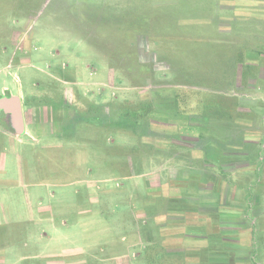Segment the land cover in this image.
<instances>
[{
	"label": "rangeland",
	"instance_id": "rangeland-1",
	"mask_svg": "<svg viewBox=\"0 0 264 264\" xmlns=\"http://www.w3.org/2000/svg\"><path fill=\"white\" fill-rule=\"evenodd\" d=\"M3 92L0 264H264V0H0Z\"/></svg>",
	"mask_w": 264,
	"mask_h": 264
},
{
	"label": "crops",
	"instance_id": "crops-1",
	"mask_svg": "<svg viewBox=\"0 0 264 264\" xmlns=\"http://www.w3.org/2000/svg\"><path fill=\"white\" fill-rule=\"evenodd\" d=\"M11 96H18L20 98V104H21V112H22V127H21V131L19 132L18 131V128L15 126L14 124V120H13V117H12V112H10L9 110L5 109V108H0V116L6 118V120L8 119L10 121L9 124H5V128L6 129H3V132L7 134V136H10V137H16L18 138L19 136H22L24 134H27L28 131H27V127H26V124L24 122V114H23V103H22V99L21 97L18 95V94H13V93H5L3 92L2 94H0V98H3V97H11Z\"/></svg>",
	"mask_w": 264,
	"mask_h": 264
},
{
	"label": "water",
	"instance_id": "water-1",
	"mask_svg": "<svg viewBox=\"0 0 264 264\" xmlns=\"http://www.w3.org/2000/svg\"><path fill=\"white\" fill-rule=\"evenodd\" d=\"M0 108H5L12 112L14 124L20 132L22 127V112L20 98L18 96L0 98Z\"/></svg>",
	"mask_w": 264,
	"mask_h": 264
},
{
	"label": "trees",
	"instance_id": "trees-1",
	"mask_svg": "<svg viewBox=\"0 0 264 264\" xmlns=\"http://www.w3.org/2000/svg\"><path fill=\"white\" fill-rule=\"evenodd\" d=\"M119 113H120V112H119ZM120 116H122L121 113H120ZM179 211H180V210H179ZM181 211H182V210H181ZM213 247H214V246H213ZM213 247H212V246H209V247H207V250L210 252V256H211V258L216 259V258H218V257H217V254H214V253H215V250H214ZM215 249H216V248H215ZM225 253H226V252H225ZM168 254H169L168 251L163 250V251L160 253V256L162 257V259H163V258H168V256H167ZM219 259L221 260L222 257H219ZM250 263L254 264L252 260H250Z\"/></svg>",
	"mask_w": 264,
	"mask_h": 264
}]
</instances>
